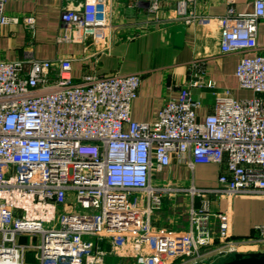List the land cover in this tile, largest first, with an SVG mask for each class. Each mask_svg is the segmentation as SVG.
Wrapping results in <instances>:
<instances>
[{
  "label": "built area",
  "instance_id": "1",
  "mask_svg": "<svg viewBox=\"0 0 264 264\" xmlns=\"http://www.w3.org/2000/svg\"><path fill=\"white\" fill-rule=\"evenodd\" d=\"M149 1L157 10L158 0ZM172 1L170 19L188 25L198 19L196 0ZM227 1L218 18L221 52L241 55L236 76L254 95H218L204 120L191 91L216 86L204 59L192 63L193 77L179 95L146 122L132 119L142 73L85 74L75 81L72 56L33 58L29 69L23 60H0V264H26L24 234L41 237L38 264H107L112 253L134 264H207L215 255L264 248V223L249 238H235L230 215L206 207L191 208L182 231L156 230L150 221L171 191L153 180L174 156H188L191 167L225 163L213 189L221 195L264 198V46L258 40L264 0H249L252 10L245 12L237 11V0ZM6 2L0 0V33L19 22L6 13ZM111 7V0L64 6L61 39L108 43L116 31ZM24 20L31 25L34 17Z\"/></svg>",
  "mask_w": 264,
  "mask_h": 264
},
{
  "label": "crops",
  "instance_id": "2",
  "mask_svg": "<svg viewBox=\"0 0 264 264\" xmlns=\"http://www.w3.org/2000/svg\"><path fill=\"white\" fill-rule=\"evenodd\" d=\"M82 0H7L5 11L17 16L19 22L2 28L0 33V60H23L26 69L33 58L50 59L72 56L73 78L80 80L85 74L142 73L143 82L132 106V119L152 121L170 97H177L180 87L193 77L192 63L206 61V75L216 83L214 88L191 89L201 102L197 110L204 120L214 110L215 98L228 92L235 98H249L252 91L240 88L236 76L240 54L221 52L222 28L218 18L228 8L227 0H196L193 10L198 19L191 25L170 19L172 0H158V9H150L149 0H111L112 21L116 27L108 43L91 41L87 44L61 39V13L64 6H73ZM238 12L252 10L249 0H237ZM33 16V24L25 22ZM259 43L264 46V22L260 24ZM264 51V50H263ZM187 157H173L154 178L153 183L168 187L170 193L163 198L160 208L154 209L150 221L156 230L182 231L189 225L191 208L205 207L213 213L227 212L232 218L235 238H249L254 226L264 223V198L249 194L232 197L214 191L226 164H196L191 167ZM206 189L202 195L189 191ZM133 202L147 207V199L134 198ZM212 222L217 224L213 217ZM40 235L24 234L19 242L29 246L26 264H38L36 259ZM103 247L110 251V244ZM256 246L242 248L243 253L260 251ZM109 264H134L133 259L112 253Z\"/></svg>",
  "mask_w": 264,
  "mask_h": 264
},
{
  "label": "water",
  "instance_id": "3",
  "mask_svg": "<svg viewBox=\"0 0 264 264\" xmlns=\"http://www.w3.org/2000/svg\"><path fill=\"white\" fill-rule=\"evenodd\" d=\"M218 264H264V250L249 253L237 252L231 259Z\"/></svg>",
  "mask_w": 264,
  "mask_h": 264
},
{
  "label": "rangeland",
  "instance_id": "4",
  "mask_svg": "<svg viewBox=\"0 0 264 264\" xmlns=\"http://www.w3.org/2000/svg\"><path fill=\"white\" fill-rule=\"evenodd\" d=\"M131 200H134V197H132V199ZM1 237V236H0ZM261 248V250L260 251H262V250H264V248H263V246H256V248ZM234 255L232 254V255H229V256H225V257H219V256H214V257H212L208 262H207V264H218V263H221V262H224V261H226V260H229V259H231L232 257H233ZM107 261V260H106ZM107 263V262H106ZM107 264H109V263H107Z\"/></svg>",
  "mask_w": 264,
  "mask_h": 264
}]
</instances>
